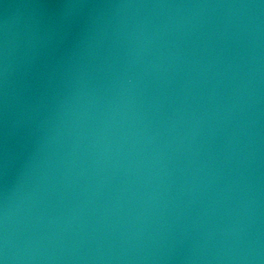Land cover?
<instances>
[{"label": "water", "instance_id": "1", "mask_svg": "<svg viewBox=\"0 0 264 264\" xmlns=\"http://www.w3.org/2000/svg\"><path fill=\"white\" fill-rule=\"evenodd\" d=\"M0 264H264V0H0Z\"/></svg>", "mask_w": 264, "mask_h": 264}]
</instances>
